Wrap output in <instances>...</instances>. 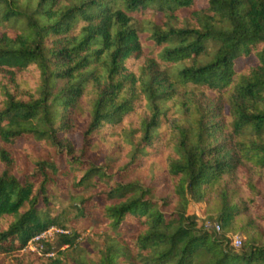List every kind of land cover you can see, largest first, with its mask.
<instances>
[{
	"label": "trees",
	"instance_id": "obj_1",
	"mask_svg": "<svg viewBox=\"0 0 264 264\" xmlns=\"http://www.w3.org/2000/svg\"><path fill=\"white\" fill-rule=\"evenodd\" d=\"M146 10L159 19L137 26ZM53 187L105 227L96 259L59 249L71 231L27 248L57 224L39 206ZM0 255L264 264V0H0Z\"/></svg>",
	"mask_w": 264,
	"mask_h": 264
},
{
	"label": "rangeland",
	"instance_id": "obj_2",
	"mask_svg": "<svg viewBox=\"0 0 264 264\" xmlns=\"http://www.w3.org/2000/svg\"><path fill=\"white\" fill-rule=\"evenodd\" d=\"M160 15L152 10H146L143 15L140 17H135L133 22L140 26L145 20L157 21ZM146 35L139 33V40L144 52H149L151 48V43L147 42ZM241 61L238 60V64L241 65ZM76 147H81V137L78 134H72L69 136ZM23 144L22 140H18L16 147H20ZM101 162L100 158L96 161ZM153 172H158L159 168L156 164L153 165ZM86 191L82 192L84 194ZM80 194L74 193L72 190L66 188L64 191L60 192L56 188H50L48 191L49 198V207H44L43 203H40V208L47 210L52 216L57 219V226H62L68 231H71L72 234H77L73 239V245L66 247V253L77 257L82 254L88 253L93 258L98 257V251L104 247L105 240L109 237L105 227L96 221V219L90 218L88 220L79 218L77 215V209L74 206V201L78 198ZM204 204L198 202H191L187 209V214H192L196 221V229L200 231H208L212 233L213 236L220 234L213 229L214 222H210L206 216L203 214ZM76 232V233H75ZM57 238L55 236L47 244L52 245L51 250L55 251L57 247ZM45 244V243H44ZM43 243L37 244L36 248L42 250ZM228 249L233 248L234 251H237L239 248H234L230 241L227 246ZM62 250L61 248H59ZM51 253L53 254V252ZM239 251V250H238ZM13 260L11 255L1 256L0 255V264H12Z\"/></svg>",
	"mask_w": 264,
	"mask_h": 264
},
{
	"label": "built area",
	"instance_id": "obj_3",
	"mask_svg": "<svg viewBox=\"0 0 264 264\" xmlns=\"http://www.w3.org/2000/svg\"><path fill=\"white\" fill-rule=\"evenodd\" d=\"M213 229L216 232H220V226L218 224L213 225ZM66 234L68 233L67 229L60 228L56 225H50L46 229H44L42 232L34 235L28 242L27 248L30 249L33 252H36L37 254H41V250L37 247V244H41L44 242H49L51 241L55 236L58 234ZM229 240L231 245L234 248H239L242 244L243 237L238 235V234H233L229 236ZM67 245L63 244L60 246L61 249L66 248ZM46 255H52V253H47Z\"/></svg>",
	"mask_w": 264,
	"mask_h": 264
}]
</instances>
